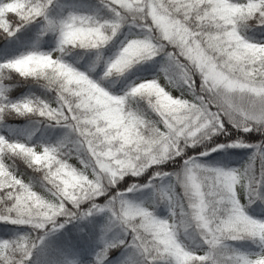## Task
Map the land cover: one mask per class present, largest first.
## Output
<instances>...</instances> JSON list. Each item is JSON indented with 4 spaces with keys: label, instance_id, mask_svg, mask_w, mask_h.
Returning <instances> with one entry per match:
<instances>
[{
    "label": "snow or ice",
    "instance_id": "6c2138e0",
    "mask_svg": "<svg viewBox=\"0 0 264 264\" xmlns=\"http://www.w3.org/2000/svg\"><path fill=\"white\" fill-rule=\"evenodd\" d=\"M52 2L3 0L0 30L19 31L9 14L29 22L42 18L45 34H60L59 50L75 44L96 50L100 60L109 42L132 25L137 31L105 61L104 76H120L161 57L159 72L182 91L174 95L157 77L115 94L88 73L35 50L0 63V120L9 113L34 115L66 130L58 142L41 148L0 135V223L47 234L50 227H63L57 223L60 217L78 218L81 205L89 202L83 215L107 213L105 231L118 230L115 239L104 241L97 264H105L114 247L124 250L118 264H165V258L174 264H264V220L249 215L238 196L244 177L249 202L264 198V142L246 143L241 136L231 145H217L254 149L239 168L209 166L200 159L206 152L185 158L190 146L232 129L264 133V40L242 36L240 0H102L108 15L71 10L60 19L48 14ZM243 4L247 14L264 15V0ZM47 66H55L53 76ZM4 70L43 80L54 102L37 96L12 101ZM133 99L145 101L146 107L131 108ZM12 156L42 173V190H34L6 163ZM70 157L82 167L69 163ZM178 159L183 164L177 171L160 167ZM149 169L154 173L149 184L133 183L98 203L125 177H140ZM141 188L152 189V202H165L176 214L181 208L193 212L203 226L205 250L184 248L170 234V222L158 219L150 204L129 197ZM185 190L193 195L191 208ZM213 210L219 213L215 220ZM38 239L42 243L44 237ZM225 239L252 240L260 250L233 247L221 254ZM36 247L31 233L0 239V264H29Z\"/></svg>",
    "mask_w": 264,
    "mask_h": 264
},
{
    "label": "trees",
    "instance_id": "16d2710c",
    "mask_svg": "<svg viewBox=\"0 0 264 264\" xmlns=\"http://www.w3.org/2000/svg\"><path fill=\"white\" fill-rule=\"evenodd\" d=\"M71 10L82 13H98L100 15H108L109 11L104 7L102 0H53L49 6L48 14L51 18L60 19L67 15ZM14 14H9L11 17ZM15 28V25L13 26ZM134 28L126 25L122 31L102 50L103 58L97 59L96 50L76 49L65 58L78 69L85 71L91 78L97 80L106 89L115 93L123 94L135 83H139L146 79L160 78L162 86H164V78L159 72L161 57H157L150 61L140 62L132 67L128 72L120 76L105 77V61L115 55L120 48L121 42L131 36ZM247 35L253 40H264V26H256L247 30ZM57 34L55 32H43V20L38 19L20 27L14 35L0 30V63H4L9 59L16 58L29 51H48L56 48ZM4 81L11 85L8 92L12 101L22 100L27 97L37 96L54 102V95L49 90L42 87L34 78H24L18 73L10 70H4ZM171 88V87H170ZM176 90L180 88H175ZM146 102L138 100L137 108L144 109ZM229 128L231 126L229 125ZM65 129L59 126H52L49 123L41 122V118L34 115H18L12 113L5 115L0 120V135H4L11 141L25 142L30 145H38L41 143H56L65 134ZM243 136L246 143L256 144L258 141L264 142V133L250 132L243 133L242 130L232 129L225 133L212 136L205 139L201 143L190 146L186 152L187 156H199L200 153H207L201 156L202 162L213 167L239 168L245 165L253 152L250 147H223L217 145H231L233 140ZM216 148V151L211 149ZM6 163L12 167L16 174L23 177L25 181L32 182L36 187L34 190L40 191L42 173L29 167L27 162L21 158L12 156L6 160ZM71 163L76 168H81V164L76 158H72ZM183 160L167 161L160 167L164 171H177L182 167ZM257 172H259L260 162H257ZM153 170L149 169L140 177H125L118 186L111 189L109 193L98 200V203H107L108 199L119 191H123L133 183L147 185L153 178ZM178 192L182 189L178 188ZM264 192V189H262ZM129 197L136 202L149 204L153 199L152 189L141 188L138 191L128 194ZM238 196L245 206V211L255 217L264 211V198H257L254 202H249L247 191L238 189ZM91 207L89 202H84L79 209L78 218L60 217L58 224L63 227H57L53 230L51 227L47 234L40 231H33L29 226L11 225L0 223V239H12L17 235L31 233L36 238L37 247L33 250V255L29 264H84L90 262L97 264L96 256L104 247L106 239H115L118 230L106 232L105 225L108 223L107 213H95L91 216L83 215ZM157 215L164 218L169 215L167 203L161 202L156 207L152 205ZM43 236L41 243L38 237ZM230 244L245 252H258L259 246L252 240L231 241ZM123 248L114 247L110 249L108 259L105 264H118L123 254Z\"/></svg>",
    "mask_w": 264,
    "mask_h": 264
},
{
    "label": "clouds",
    "instance_id": "9594fccd",
    "mask_svg": "<svg viewBox=\"0 0 264 264\" xmlns=\"http://www.w3.org/2000/svg\"><path fill=\"white\" fill-rule=\"evenodd\" d=\"M0 2H3V0H0ZM237 11L243 13V15L240 17L241 23L239 25L240 27V32L242 34V36L244 38L250 39L247 35V30L250 28H254L258 25H264V15L262 16H253L251 14H247L246 10L244 8V4H243V0H240L239 5H238V9ZM8 21L10 22V24L12 26H17L19 25L20 27H22L24 24L29 23V21L21 18L18 15H12L11 17H9V15L7 16ZM57 34V46L56 48H54L51 52H44V53H49L51 55H55L57 56L59 59L63 60L66 64L71 65L73 68L78 69L77 67L73 66L72 63H70L65 57L70 55L72 52H74L76 49L80 48V49H85L82 46H77L75 44L71 45V46H64L62 51L59 50L60 45H59V40L61 39L60 34ZM34 51V50H33ZM37 51V50H35ZM30 52V51H29ZM43 52V51H40ZM47 70H48V75L49 76H53L56 73V68L55 66H47ZM81 72H85L82 71L80 69H78ZM44 69H41V72H43ZM37 83H39L42 87L44 84L43 80H36ZM164 86L163 87H171V88H177L173 85H170L167 81V79H164ZM161 84V82H160ZM162 85V84H161ZM137 103L138 100L133 99L130 103V107L133 109L137 108ZM12 113H9L8 115H11ZM37 148H41L44 146V143L35 145ZM70 159H72L70 157ZM79 162V160H78ZM80 163V162H79ZM246 183L247 180L246 178L242 177L241 178V185L239 189L245 190L247 191L246 188ZM248 193V192H247ZM184 195L187 197L188 202H189V208L192 207V202H193V195L191 193H189L187 190L184 191ZM149 204L155 205L156 207L159 206V203H153L152 201L149 202ZM168 206V210H169V215L167 217H160L159 215L155 213V216L158 219H163V221L167 224L170 222L171 225V235L174 236L175 240L178 241V243L180 245H182L184 248L192 250V251H204V240H203V232H202V224L198 221L197 217L195 216V214L193 212H189V211H185L183 208H181L180 213L176 214L174 213V210L167 204ZM219 213L216 212L215 210H213L212 212V220H215L216 218H218ZM218 228L222 227V221L220 225H217ZM32 239H36L35 237L32 236ZM151 240V238H149ZM232 240H228L225 239L224 244H225V248L221 249V254H223L225 251H227L229 248H233V246L230 244ZM241 241V240H239ZM152 248H158V245H156L155 243L151 244ZM165 264H174V261L165 258Z\"/></svg>",
    "mask_w": 264,
    "mask_h": 264
},
{
    "label": "rangeland",
    "instance_id": "374dc122",
    "mask_svg": "<svg viewBox=\"0 0 264 264\" xmlns=\"http://www.w3.org/2000/svg\"><path fill=\"white\" fill-rule=\"evenodd\" d=\"M128 26H131V27H133L132 25H128ZM134 28V27H133ZM135 31H137L135 28L132 30V32H131V35L135 32ZM127 38H129V37H126L122 42H121V45H120V47L122 46V44L126 41V39ZM54 49V48H53ZM53 49H50V50H48V51H44V52H51ZM114 56V55H113ZM112 57V56H111ZM166 89L168 90V91H170V92H172L174 95H180L181 94V91L179 90V89H175V88H168V87H166ZM261 214L260 215H258V216H255L254 218H257V219H262V220H264V211L263 212H260ZM84 264H91L90 262H86V263H84Z\"/></svg>",
    "mask_w": 264,
    "mask_h": 264
}]
</instances>
